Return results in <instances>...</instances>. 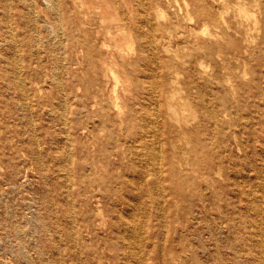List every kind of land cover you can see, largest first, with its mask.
I'll list each match as a JSON object with an SVG mask.
<instances>
[{
    "label": "bare ground",
    "instance_id": "6f19581e",
    "mask_svg": "<svg viewBox=\"0 0 264 264\" xmlns=\"http://www.w3.org/2000/svg\"><path fill=\"white\" fill-rule=\"evenodd\" d=\"M35 2L0 0V70L40 117L57 112L60 137L34 134L32 157L65 193L45 203L76 264H264V0H43L52 17L29 40L55 54L31 71L16 29ZM0 133V264H19L13 196L33 166Z\"/></svg>",
    "mask_w": 264,
    "mask_h": 264
},
{
    "label": "rangeland",
    "instance_id": "374dc122",
    "mask_svg": "<svg viewBox=\"0 0 264 264\" xmlns=\"http://www.w3.org/2000/svg\"><path fill=\"white\" fill-rule=\"evenodd\" d=\"M43 3V0H36L34 4L38 10L37 12H35V14L33 13L31 15V28L30 23L27 22L26 25L22 24L20 25V27L17 26L18 30L16 29V38L18 43L17 52L19 51L18 57H20L21 59H26L28 56V49L31 47V71H33V61L36 62L42 58L43 60L41 64L45 65L55 54L53 52H49L46 54L44 51H42L40 45H36L34 42H30L29 40L30 34L31 36L35 37L37 35V31H35L36 28L34 26V19H39L40 32H42L43 34L46 33L44 19H46L47 17L50 19L52 15H50V12H47L45 14L40 11L39 8L45 5ZM16 10L20 13H24L26 9L23 7H18ZM2 26H6V31H8V26L10 27V25L0 20V27ZM42 33H39V35L41 36ZM23 39H25L26 42H24ZM27 39L29 40V42L27 41ZM47 41V38H43L44 43H46ZM3 66L4 63L0 62V67ZM51 75L52 71L50 68H42L41 76L43 79L41 84L50 87L48 88V92H46L48 102H50L49 106H51L52 101L56 99L55 88L50 82ZM11 82V74H9L8 72L5 73L3 70H0V131L8 130L9 133H12L14 135L13 143L16 144L15 150L20 152L21 154L23 152L26 161H31V165L33 166V168H31V170L29 171L27 178L23 181H20L19 183V185H21L20 193H17L13 196L15 203L14 212L16 223L19 227V231L21 230L22 233L21 235H19V238L16 239L15 243L18 249V262L19 264H27L29 261L31 264H49L51 257L55 253L56 260L60 261L62 264H76L71 252L66 250L68 239L63 233V226L60 223V225L58 224L57 227V229H59L60 231V234H57L55 236L57 242L62 248L60 250L54 249V251L50 248V244L52 242L50 238V232L52 230L55 233L57 232V229L51 225L49 217L50 210L45 201L47 199L50 200L51 198H54V200L60 199V197L64 196L65 193H61L60 191L50 186L46 187L44 180L42 179L40 173L37 171V167L34 166V159L32 157L33 150L35 148V145L33 143L34 134H37L40 140L39 144L44 149L46 145L49 144L46 143L48 139L47 135L52 134L57 138L60 137L61 123L57 120H53L56 118L57 112L55 110L50 111L52 106L48 109H45L41 117L37 110L34 109L33 100L31 109L30 107H27L25 101H30V96L29 99H24L22 96H19L17 94L18 91L12 89L10 84H8ZM51 87L53 89H51ZM73 90L76 91L74 86ZM27 113L31 115L30 122L25 117ZM4 136V134L0 133V137L4 138ZM1 146L2 145H0V148ZM0 164L5 169L3 172H0V184H2L3 179H6V177L11 174V171L7 170V168L10 166V163L7 160H0ZM49 182L52 185L54 184L51 179H49ZM4 189L8 188L0 185V206L4 204V201L6 199V197L2 195V190ZM62 208V206L55 202L53 209L56 211V215L59 220L63 218ZM0 210L7 211V207L3 205L2 207H0ZM0 241L3 244L7 243V239L4 235L2 236ZM8 258V264H12L14 261L10 256H8ZM53 264L58 263L53 261Z\"/></svg>",
    "mask_w": 264,
    "mask_h": 264
}]
</instances>
